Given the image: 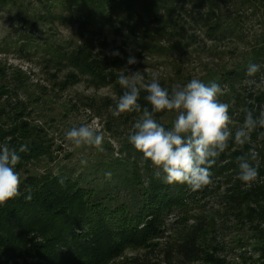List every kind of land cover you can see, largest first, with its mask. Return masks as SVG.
Returning <instances> with one entry per match:
<instances>
[{"label":"rangeland","instance_id":"obj_1","mask_svg":"<svg viewBox=\"0 0 264 264\" xmlns=\"http://www.w3.org/2000/svg\"><path fill=\"white\" fill-rule=\"evenodd\" d=\"M184 9L176 15L178 24L168 26L167 33L162 35L160 19L142 17L139 21L136 16L110 14L108 10L103 18L85 0H0V128L8 132L19 128L18 134L9 135L0 146L15 143L11 141L14 136L23 145L24 137H28L50 151V155L25 163L20 170L21 180L29 175L57 172L60 168L88 173L110 162L119 164L120 171L126 168L131 172L135 166L144 180L148 175H156L150 161L141 164L142 153L128 140L143 108L150 107L145 100L146 91L140 92V113H126L118 118L112 115L123 92L117 83L121 72L140 71L145 82L155 77L169 92L193 78L206 85L218 83L221 86L218 99L229 104L233 129L243 123L247 109H252L257 116L264 110V105L257 109L260 104L256 100L264 92V79L255 76L252 78L256 84H248L247 77L239 81L230 74L243 65L245 43L234 37L214 40L195 24L197 10ZM222 9L226 14L234 12L226 5ZM251 14L249 9L239 8V15L244 18L243 34L250 40L262 34L260 21ZM171 18L169 24L173 22ZM116 51L119 56L110 54ZM80 52L108 76L107 83L94 80L74 67L71 57ZM129 56H134L137 63L129 65ZM175 115V112L165 111L155 118L165 127H171ZM84 124L103 134V152L86 146L77 148L66 141L68 130ZM23 126L25 131H22ZM258 132L260 129L252 133V142L244 146L236 145L234 139L230 141L226 155L244 151L245 147L250 150L255 147L258 153L261 144ZM82 160L87 163L82 164ZM260 162L258 155L256 164ZM228 175L212 179L209 193L200 191L197 202H189L187 212L170 217L163 238L154 241L153 247L127 248L122 257L110 264L137 261L141 264H208L203 259L205 256L188 260L168 253L179 238L199 227L205 228L202 243L211 246L207 253L214 254L212 248L218 246L224 250L216 257L226 264H253L258 259L256 240H251L252 233L236 217L217 216L215 226L209 228V219L219 208ZM156 244L159 246L154 247Z\"/></svg>","mask_w":264,"mask_h":264},{"label":"trees","instance_id":"obj_2","mask_svg":"<svg viewBox=\"0 0 264 264\" xmlns=\"http://www.w3.org/2000/svg\"><path fill=\"white\" fill-rule=\"evenodd\" d=\"M103 13H119L128 17L136 16L162 21V35L167 27L178 24L176 15L186 9L197 10L195 24L214 37L216 41L234 37L245 43L242 52L243 65L230 74L232 78L244 80L249 64H259L256 77L264 79V0H85ZM223 5L234 12H224ZM222 7V8H221ZM239 8L249 9L260 21L262 34L250 40L245 37L241 23L243 16ZM174 14V15H173ZM173 16V17H172ZM172 17V18H171ZM171 18L172 24L168 21ZM249 39V40H248ZM245 40V42H243ZM72 64L79 72L91 75L94 80L107 83L108 76L90 64L82 52L71 57ZM253 79L252 77H247ZM123 93V92H122ZM121 93V95H122ZM264 105V92L256 99ZM248 107V106H247ZM22 131H25L24 126ZM264 131V129H260ZM0 128V142L9 135ZM23 138V137H21ZM9 146L15 148L20 161L16 170L32 160H38L50 151L41 148V142L24 137L26 151L20 152L21 143L14 136ZM258 149L261 162L258 164V178L251 188H244L238 179L236 158L249 152L236 150L229 157L222 153L212 166V179L229 173L223 186L225 191L213 211L209 223L213 228L217 216H234L252 233L258 259L253 264H264V139ZM256 163V162H255ZM219 167L214 170L215 166ZM117 163L92 168L90 172L69 171L60 168L57 172L43 175H29L21 180L20 195L0 205V264H110L123 256L127 248L153 247L154 241L163 238L170 217L188 211L189 202H197V196L210 192L209 185L190 193L186 185H169L162 175H148L144 180L139 170H119ZM110 173V175H108ZM63 181V183H61ZM220 185V184H219ZM221 187V185H220ZM30 190V191H29ZM31 196V199L26 197ZM223 211V212H222ZM179 221V220H178ZM205 228L199 227L179 238L168 253L173 257L188 260L203 257L208 264H226L216 257L224 248L214 247V254L202 241ZM203 242V243H202ZM156 244L154 247H158ZM141 262H132V264ZM119 264H130L123 262Z\"/></svg>","mask_w":264,"mask_h":264},{"label":"clouds","instance_id":"obj_3","mask_svg":"<svg viewBox=\"0 0 264 264\" xmlns=\"http://www.w3.org/2000/svg\"><path fill=\"white\" fill-rule=\"evenodd\" d=\"M110 54L120 55L118 51ZM127 63L132 65L137 60L129 56ZM260 67L259 64H249L246 76L255 77ZM117 83L123 89L112 109V115L117 118L126 113H140V92L142 89L146 91L145 100L150 107L143 108L128 140L142 153L141 164L150 161L156 176L161 178L163 174V182L169 185H186L193 192L203 189L212 183L210 169L229 148L230 141L234 139L239 146L250 144L252 133L264 129V110L257 116L252 109L246 110L243 123L233 129L229 104L219 101L221 86L216 82L206 85L193 78L183 86H174L169 92L157 78L145 82L141 72L136 71L131 74L121 72ZM246 83L256 84V81L249 79ZM165 111L176 113L171 127H165L155 118L156 114ZM258 138L264 139V131L258 132ZM65 139L77 148L86 146L104 151L103 134L88 124L72 127L65 133ZM26 149L27 146L22 145L19 151ZM258 155L252 147L236 158L238 179L244 188H251L258 178V164L255 163ZM19 161L15 148L6 144L0 146V205L20 195L21 177L16 170ZM81 163L86 164L87 161L82 160ZM26 199H31V196Z\"/></svg>","mask_w":264,"mask_h":264}]
</instances>
